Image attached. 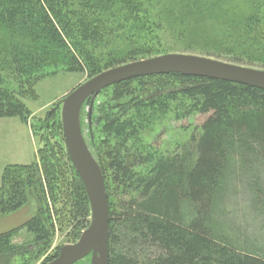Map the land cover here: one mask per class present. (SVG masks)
Wrapping results in <instances>:
<instances>
[{
	"label": "trees",
	"instance_id": "16d2710c",
	"mask_svg": "<svg viewBox=\"0 0 264 264\" xmlns=\"http://www.w3.org/2000/svg\"><path fill=\"white\" fill-rule=\"evenodd\" d=\"M169 53L264 69V0H0V65L18 85L9 89L0 77V119L30 124L24 99L51 66L92 78ZM100 96L87 136L108 195L109 263L264 264L261 249L232 238L220 222L237 179L264 215V91L170 74L127 80ZM85 104L88 119L90 99ZM170 114L209 117L180 152L165 154L142 134ZM36 122L37 159L4 168L0 217L31 202L37 211L0 234V264H34L45 256L54 214L73 242L89 224L90 203L66 150L60 112ZM23 229L33 239L14 244Z\"/></svg>",
	"mask_w": 264,
	"mask_h": 264
},
{
	"label": "rangeland",
	"instance_id": "374dc122",
	"mask_svg": "<svg viewBox=\"0 0 264 264\" xmlns=\"http://www.w3.org/2000/svg\"><path fill=\"white\" fill-rule=\"evenodd\" d=\"M107 50L108 48L105 49V52ZM152 57L155 56L149 58ZM0 59L2 60V58ZM54 67H57V69H54ZM49 68L45 71L47 76L34 85L32 89L33 95L24 99V103L30 109L33 117L30 124L25 125L17 118L0 119L1 174H3L2 170L6 164L22 163L21 165H28L36 161L41 131L39 126L33 127V124L37 123L36 121H45L52 112L59 111L61 114L62 100L74 89L91 79L87 72H69L63 65L57 64V66H51ZM0 77L3 78V85L7 86L9 89L18 88L16 78L11 74V70L1 65ZM96 100L99 102L102 101L100 94L97 96ZM87 110V104H84L81 109L80 124L88 144L87 135L92 133L93 125L92 121L91 126L89 125ZM208 117V115H194L190 118L175 120L173 114L163 116L156 120L147 131L143 132L142 140L145 144L153 146L156 151H161L165 154L180 152L182 148L189 143L190 137L193 134L197 136L200 133L201 126ZM31 126L33 128H31ZM252 176H246L247 178L245 179H250ZM118 193L117 195L120 196ZM36 211L37 205L31 202L16 213L0 217V234L21 227L35 215ZM90 219L91 215L89 224ZM53 220L56 228L51 247L47 254L38 259L34 264H43L48 258L52 257L58 249L61 250L65 245L75 244L80 239L82 233L87 229L83 230L79 239L73 242L72 230L65 226L60 227V223H58V218L55 214L53 215ZM220 222L223 232L229 234L232 238L238 236L242 238L246 237L251 244L264 252V215H260V213L253 208L251 193L244 183H242V179H237L236 183L233 184V189L225 199ZM32 239L33 236L23 229L13 239V243L21 245ZM240 243L242 244L243 240H240ZM60 250L58 251L59 253ZM90 260L91 257L89 256L76 264H91ZM17 264H19V262H17Z\"/></svg>",
	"mask_w": 264,
	"mask_h": 264
},
{
	"label": "water",
	"instance_id": "95a60500",
	"mask_svg": "<svg viewBox=\"0 0 264 264\" xmlns=\"http://www.w3.org/2000/svg\"><path fill=\"white\" fill-rule=\"evenodd\" d=\"M170 74L224 81L264 91V69L183 53L159 55L110 68L74 89L62 100L61 122L67 153L87 193L91 219L78 242L63 246L48 264H76L89 256L91 264H110L108 195L101 167L81 129L83 105L90 99L88 120L91 126L92 107L103 90L135 78Z\"/></svg>",
	"mask_w": 264,
	"mask_h": 264
},
{
	"label": "crops",
	"instance_id": "0c3cea01",
	"mask_svg": "<svg viewBox=\"0 0 264 264\" xmlns=\"http://www.w3.org/2000/svg\"><path fill=\"white\" fill-rule=\"evenodd\" d=\"M17 164L21 165L22 163L6 164V165L3 167V170H4V168H5L6 166H8V165H17ZM3 170H2V172H3ZM1 176H2V174H1V170H0V186H1Z\"/></svg>",
	"mask_w": 264,
	"mask_h": 264
}]
</instances>
